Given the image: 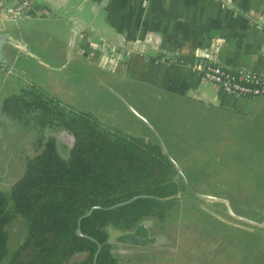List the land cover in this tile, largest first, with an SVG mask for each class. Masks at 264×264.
<instances>
[{
  "label": "trees",
  "instance_id": "1",
  "mask_svg": "<svg viewBox=\"0 0 264 264\" xmlns=\"http://www.w3.org/2000/svg\"><path fill=\"white\" fill-rule=\"evenodd\" d=\"M0 112L19 127L39 129L37 150L26 157L19 175L8 179V190L0 187V264H93L98 243L96 264H112L104 225L130 230L117 238L144 244L155 240L147 237L153 222L171 212L187 215V229L205 238L203 252H215L225 261L234 251L238 264H264L262 236L212 219L188 200L197 195L188 193L183 204L186 196H176L167 181L175 172L173 162L157 142L104 124L27 80L1 98ZM47 127L51 133L43 139ZM167 137L165 145L171 148ZM134 195L140 196L110 207ZM227 199L233 207L239 203ZM94 205L98 207L80 220L83 235L77 234L79 217ZM18 218L24 233L10 251L7 227ZM188 252L194 256L197 250L189 247ZM74 254L83 258L70 261Z\"/></svg>",
  "mask_w": 264,
  "mask_h": 264
},
{
  "label": "crops",
  "instance_id": "2",
  "mask_svg": "<svg viewBox=\"0 0 264 264\" xmlns=\"http://www.w3.org/2000/svg\"><path fill=\"white\" fill-rule=\"evenodd\" d=\"M24 2L28 10L10 18L7 8ZM263 12L264 0H0V25L11 36L0 86L13 89L21 73L75 104L84 65L116 76L125 103L148 115L177 100L264 130V94L220 90L195 66L264 74ZM74 20L82 26L70 47Z\"/></svg>",
  "mask_w": 264,
  "mask_h": 264
},
{
  "label": "rangeland",
  "instance_id": "3",
  "mask_svg": "<svg viewBox=\"0 0 264 264\" xmlns=\"http://www.w3.org/2000/svg\"><path fill=\"white\" fill-rule=\"evenodd\" d=\"M0 74L3 75L2 70ZM19 74V78L15 77L21 83L26 77ZM80 77V90L72 94L75 104L63 100L64 96L58 97L60 100L92 113L104 124L157 142L167 156H171L169 151L176 154L178 161L172 157L176 162V165L173 164L175 172L167 176V181L175 186L176 196H186L181 200L183 204L187 201L188 193L181 194L184 183L177 171L179 168L186 179L185 172L190 176L192 183L187 181L196 191V194H190L197 195V198L189 197L188 200L199 204L212 219L249 230L256 238L262 236L259 242L263 245L261 257H264V130L258 124L249 125L216 111L200 110L190 102H172L171 99L177 105L155 108V116H149L144 107L134 105L144 112L148 124L125 103L126 98L122 95L126 96V91L123 89L124 94L121 92L122 83L114 81L116 76L82 65ZM2 83L7 84L5 81ZM11 90L8 86H0V104L1 98ZM37 127H19L0 112V187L4 191L9 188L8 179L18 176L26 157L37 150ZM50 130L49 127L44 129L43 139L51 133ZM163 136H168L166 140L172 150L165 145ZM204 194L214 198L205 197ZM227 197L230 201H239L234 205L235 209L229 204L244 219L228 213L222 200ZM103 228L107 232L112 264H238L239 256L234 251L224 256L225 261H220L222 256L218 258L215 252H203L205 238L197 232H190L187 229V215L182 216L179 212H171L164 220H155L147 232V237L154 236L155 240L144 244L117 238L130 230L118 229L113 224H106ZM7 231L8 247L12 251L23 236L24 225L18 218L9 223ZM189 247L197 250L196 255L188 252ZM82 258L83 254H74L70 261Z\"/></svg>",
  "mask_w": 264,
  "mask_h": 264
},
{
  "label": "built area",
  "instance_id": "4",
  "mask_svg": "<svg viewBox=\"0 0 264 264\" xmlns=\"http://www.w3.org/2000/svg\"><path fill=\"white\" fill-rule=\"evenodd\" d=\"M221 1L226 3V0ZM27 10L28 4L24 2L22 5L8 7L7 13L10 18H16L23 15ZM255 23L257 27L261 26L258 21ZM129 52L128 50L126 53ZM195 66L200 70L205 81L220 90L246 97L264 94V74H255L243 68L231 70L210 62H198Z\"/></svg>",
  "mask_w": 264,
  "mask_h": 264
},
{
  "label": "water",
  "instance_id": "5",
  "mask_svg": "<svg viewBox=\"0 0 264 264\" xmlns=\"http://www.w3.org/2000/svg\"><path fill=\"white\" fill-rule=\"evenodd\" d=\"M74 23H75V24H74V26L72 27V29H71V33H70V40H69V46H70V47H72V45H74L76 34H77V32L80 31V28H81V26H82L81 23H79V22L76 21V20H74ZM10 37H11V36H10L9 32L4 31L3 28H2V26L0 25V66H1V64L6 60V54H5V48H4V46H5V44H7V43L9 42ZM128 107H130V109H131L136 115H138L140 118H142V119H143L144 121H146L148 124H150V123H149V120L146 118V116H144L142 113L138 112V110H137L135 107H133V106L130 105V104H128ZM168 157H169V159L173 162V164L176 165V162L174 161V159H173L171 156H169V155H168ZM177 171H178L179 174L182 176L183 183H184V189H183V191H182L181 194H182V195H183V194H187V193H193V194H196V191H194V190L190 187V185H189L187 179L185 178V176L183 175V173L181 172V170H180L179 168H177ZM200 195H202V194H200ZM138 196H140V195H134V196L130 197L129 199H126V200L120 201V202H118V203H116V204L111 205L110 207H115V206H117V205H121V204L128 203V202H130L131 200L135 199V198L138 197ZM204 196H205V197H213L212 195H208V194H204ZM213 198H214V197H213ZM222 200H223V202H224V204H225V206H226V209H227V211H228L229 214H231V215H233V216H236L237 218L244 219V217H242V216L236 214V213L232 210V208H231V206H230V204H229V202H228V200H227L226 198H222ZM94 207H98V205L91 206V207L88 209V211H87L86 213H84L82 216L79 217V219H78V226H77V228H76V232H77V234H79V235H83L82 232H81V228H80V220H81L83 217L89 215V214L91 213V211L93 210ZM139 237H140L141 239H144V238L146 237V235H142V236H139ZM99 249H100V244L98 243V246H97V249H96V251H95L94 258H93V264H96V257H97V254H98V252H99Z\"/></svg>",
  "mask_w": 264,
  "mask_h": 264
}]
</instances>
